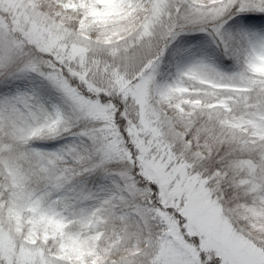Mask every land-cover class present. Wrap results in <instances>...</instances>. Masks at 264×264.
Segmentation results:
<instances>
[{"label": "snow or ice", "instance_id": "obj_1", "mask_svg": "<svg viewBox=\"0 0 264 264\" xmlns=\"http://www.w3.org/2000/svg\"><path fill=\"white\" fill-rule=\"evenodd\" d=\"M0 264H264V0H0Z\"/></svg>", "mask_w": 264, "mask_h": 264}, {"label": "rangeland", "instance_id": "obj_2", "mask_svg": "<svg viewBox=\"0 0 264 264\" xmlns=\"http://www.w3.org/2000/svg\"><path fill=\"white\" fill-rule=\"evenodd\" d=\"M166 62H167V58H166ZM217 67L221 70V71H225V72H229L231 71V62H228L227 64L221 63L219 61L216 62Z\"/></svg>", "mask_w": 264, "mask_h": 264}]
</instances>
